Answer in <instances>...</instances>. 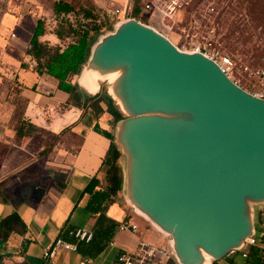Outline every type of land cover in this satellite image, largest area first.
I'll return each instance as SVG.
<instances>
[{
	"label": "water",
	"instance_id": "water-1",
	"mask_svg": "<svg viewBox=\"0 0 264 264\" xmlns=\"http://www.w3.org/2000/svg\"><path fill=\"white\" fill-rule=\"evenodd\" d=\"M88 75L107 82L123 115L124 198L170 237L176 262L238 251L264 205V100L134 18L98 38L79 73Z\"/></svg>",
	"mask_w": 264,
	"mask_h": 264
},
{
	"label": "crops",
	"instance_id": "crops-1",
	"mask_svg": "<svg viewBox=\"0 0 264 264\" xmlns=\"http://www.w3.org/2000/svg\"><path fill=\"white\" fill-rule=\"evenodd\" d=\"M11 1L0 25V61L7 62L0 67L4 78L0 87V100L4 102L0 104V221L15 212L26 231L24 235L11 233L5 241L0 239L3 264L22 260L19 252L25 241V254L42 258L43 251L52 246L64 227L91 231L95 215L85 209L88 196L81 193L92 178L97 179L99 188L105 186L102 161L111 142L115 144L117 125L106 112L104 102L99 103L102 109L99 114L89 108H74L67 103L68 95L57 88L55 78L38 75L32 70L31 62L25 63L34 26L26 32L20 21L13 22L20 18L9 14ZM17 29L23 40L11 46L17 39L14 32ZM68 81L76 83L87 95L103 93L99 85L91 92L80 83L79 75L68 76ZM14 82L19 84L18 94L23 103L17 122H13L14 104L4 100ZM19 128L20 136H17ZM49 142L51 147L43 153ZM119 164L122 169V157ZM106 215L118 222V226L130 221L137 225V230L120 231L117 226L110 243L88 259L90 264H114L119 251L135 252L140 242L159 246L158 238L147 224L164 234L133 211L124 198L123 188ZM67 236L72 238L68 233ZM82 259L85 256L78 248L74 252L58 249L49 261L78 264ZM223 263L219 260V264Z\"/></svg>",
	"mask_w": 264,
	"mask_h": 264
},
{
	"label": "trees",
	"instance_id": "trees-1",
	"mask_svg": "<svg viewBox=\"0 0 264 264\" xmlns=\"http://www.w3.org/2000/svg\"><path fill=\"white\" fill-rule=\"evenodd\" d=\"M139 13V6L134 5L128 18L140 21L138 18ZM50 14L54 21L51 34L59 42L50 45L42 40V37L46 34V25L44 21L37 19L29 39V46L25 51V55L32 64V70L38 75H48L55 78L57 88L68 95L67 103L70 106L77 109L89 108L95 114H99L102 112L99 103L104 102L106 112L113 117L115 123H118L123 119V115L107 92L104 91L100 96L87 95L81 92L76 83L68 81V76L79 75L90 56L92 46L98 38L113 31L118 22H112L107 13L90 0H77L76 3L66 0H54L50 6ZM140 22L147 25L145 21ZM256 63L250 64L255 65ZM25 65L22 64L23 67ZM16 134L20 136V128L16 130ZM51 145L52 142H49L42 152H46ZM121 157L123 159L119 148L114 142H111L102 161L105 186L99 188L97 179L92 178L81 193V196L84 194L88 196L85 209L95 215L91 228L92 239L86 244L76 242L73 238L67 236L70 227H64L60 232L59 238L75 243L85 259H90L104 249L110 243L118 226V222L110 219L106 215V211L110 205L116 202L117 195L122 188V169L119 164ZM256 211L258 212V223L261 224L264 214L260 208L255 207L254 218ZM25 231V224L15 212L5 216L0 221V239L4 241L11 233L24 235ZM259 242V245L248 248L246 261L250 264H264V235L260 237ZM26 243L25 241L21 244L19 252L22 260L14 264H51L49 260H44L41 257L26 255ZM121 252L119 251L117 255ZM224 258L225 263L223 264L232 261L230 254ZM3 259L4 256H0V264H3ZM173 262L174 256L167 261V264ZM212 264H219V261H213Z\"/></svg>",
	"mask_w": 264,
	"mask_h": 264
},
{
	"label": "rangeland",
	"instance_id": "rangeland-1",
	"mask_svg": "<svg viewBox=\"0 0 264 264\" xmlns=\"http://www.w3.org/2000/svg\"><path fill=\"white\" fill-rule=\"evenodd\" d=\"M54 0H12L9 14L19 17L13 22H21L28 32L35 26L37 19L44 21L46 34L42 40L50 45L59 41L51 34L54 21L50 14V6ZM76 3L77 0H66ZM98 8L104 10L112 22H120L128 18L134 5L139 6L138 18L147 26L168 38L178 49L191 51L196 45L207 43L210 48L219 49L230 57L247 63H256L264 56V0H90ZM118 10L119 13H114ZM5 18V16H4ZM16 28V27H15ZM18 31V33H17ZM14 30L16 38L11 46L19 45L23 40L20 30ZM19 35V36H18ZM18 36V37H17ZM28 47V46H27ZM9 48V47H8ZM16 51H17V47ZM3 58V57H2ZM25 63L29 62L26 57ZM0 61V67L7 62ZM0 70V78L3 77ZM4 78L0 79V87ZM244 82V81H242ZM103 92L107 90V82L100 81ZM19 84L14 82L4 100L15 106L13 122H17L18 113L23 103L19 98ZM0 100V104H3ZM47 138H49L47 136ZM264 214V205H257ZM254 207V208H255ZM254 214V212H253ZM253 216L254 226L260 230V224ZM147 228L158 238V244L169 251L170 237L161 235L147 224ZM149 239V238H148ZM158 246V247H159ZM236 262H242L239 255ZM225 263V258L221 259ZM232 263V261H229Z\"/></svg>",
	"mask_w": 264,
	"mask_h": 264
},
{
	"label": "built area",
	"instance_id": "built-area-1",
	"mask_svg": "<svg viewBox=\"0 0 264 264\" xmlns=\"http://www.w3.org/2000/svg\"><path fill=\"white\" fill-rule=\"evenodd\" d=\"M9 2L10 0H0V25L8 12ZM115 13H119V11L115 10ZM11 36L13 37L14 35L12 34ZM189 52H198L211 59L234 84L251 95L264 100V56L255 65H252L234 59L219 49H212L210 48V44L207 43L198 44ZM118 230L135 232L137 225L130 221H123L118 226ZM68 235L76 242L88 243L92 239L91 231L86 228H74L69 231ZM262 235H264V218L260 224V230H257L254 226L253 235L243 241L238 251L230 253L232 263L227 264H250L246 261L248 248L259 245ZM58 249L74 252L77 250V246L75 243L57 238L51 247L43 251L42 259L51 260ZM236 255L240 256L242 262H236ZM172 256L174 255L171 250L167 251L161 247L140 242L135 252L119 253L114 264H167V261ZM78 264H90V261L88 259H82ZM172 264H178L175 258Z\"/></svg>",
	"mask_w": 264,
	"mask_h": 264
},
{
	"label": "bare ground",
	"instance_id": "bare-ground-1",
	"mask_svg": "<svg viewBox=\"0 0 264 264\" xmlns=\"http://www.w3.org/2000/svg\"><path fill=\"white\" fill-rule=\"evenodd\" d=\"M79 81L83 86H86L91 92H94L98 87V83L96 82L95 77L93 75H88L82 78L79 77Z\"/></svg>",
	"mask_w": 264,
	"mask_h": 264
}]
</instances>
